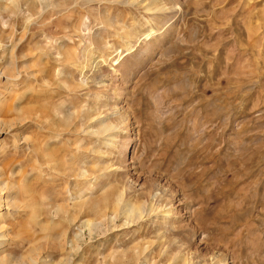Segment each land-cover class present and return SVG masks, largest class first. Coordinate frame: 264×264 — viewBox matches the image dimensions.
Returning <instances> with one entry per match:
<instances>
[{
	"label": "rangeland",
	"instance_id": "374dc122",
	"mask_svg": "<svg viewBox=\"0 0 264 264\" xmlns=\"http://www.w3.org/2000/svg\"><path fill=\"white\" fill-rule=\"evenodd\" d=\"M0 186V264H264V0H0Z\"/></svg>",
	"mask_w": 264,
	"mask_h": 264
},
{
	"label": "bare ground",
	"instance_id": "6f19581e",
	"mask_svg": "<svg viewBox=\"0 0 264 264\" xmlns=\"http://www.w3.org/2000/svg\"><path fill=\"white\" fill-rule=\"evenodd\" d=\"M3 184V183H2ZM4 185V184H3ZM6 185V184H5ZM1 187V186H0ZM0 191H1V188H0ZM1 193V192H0ZM0 195H2V193L0 194ZM7 199H8V197H7ZM11 199H13V197H9V201L11 200ZM1 200V199H0ZM6 203L8 204V202L6 201ZM10 204V203H9ZM8 204V205H9ZM11 204H12V202H11ZM6 209V208H5ZM1 216V215H0ZM1 238H0V241H2V236H0ZM2 244H3V242H2ZM0 245H1V243H0ZM1 247V246H0ZM1 255V254H0ZM3 260V259H2Z\"/></svg>",
	"mask_w": 264,
	"mask_h": 264
}]
</instances>
